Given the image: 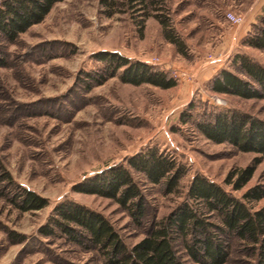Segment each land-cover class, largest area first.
I'll return each mask as SVG.
<instances>
[{
	"label": "rangeland",
	"instance_id": "rangeland-1",
	"mask_svg": "<svg viewBox=\"0 0 264 264\" xmlns=\"http://www.w3.org/2000/svg\"><path fill=\"white\" fill-rule=\"evenodd\" d=\"M263 9L264 0H63L14 41L0 40L5 59L0 66V264H102L100 252L59 233L39 232L62 201L101 213L129 247L184 200L195 174L238 198L248 187L264 184L261 159L248 183L233 190L224 182L226 174L259 155L214 143L196 126L225 109L264 120L263 98L209 87L221 69L242 76L237 54L264 66V50L243 43ZM226 11L243 21L231 24ZM156 15L168 19L186 45L184 54L165 39ZM101 51L144 61L176 84L133 85L117 75L98 84L86 74H102L105 64L96 56ZM151 147L182 166L175 191L166 192L163 184L150 183L128 166L129 157ZM116 164L129 169L143 194L147 214L140 224L113 199L74 189ZM15 184L47 198L48 204L20 211L10 201ZM262 205L264 197L249 204L252 209ZM174 246L183 264H197L180 240ZM229 251L224 264L255 262L254 251L236 239Z\"/></svg>",
	"mask_w": 264,
	"mask_h": 264
},
{
	"label": "trees",
	"instance_id": "trees-1",
	"mask_svg": "<svg viewBox=\"0 0 264 264\" xmlns=\"http://www.w3.org/2000/svg\"><path fill=\"white\" fill-rule=\"evenodd\" d=\"M60 1L63 0H1L0 40L14 41L30 26L41 22ZM156 17L165 39L184 54L186 45L169 28L168 19ZM243 43L264 50V9ZM0 53L3 54L1 46ZM96 56L104 61L103 75L87 73L86 76L98 84L116 75L122 82L133 85L146 83L170 88L176 84L165 72L144 61L106 51ZM234 60L242 76L221 69L211 79L210 89L241 98L264 99V66L243 54L235 55ZM3 65L5 59L0 55V66ZM196 126L214 143H228L241 152L259 155L244 167L231 169L226 174L224 182L233 190H241L252 178L256 165L264 159V120L236 109H225L197 122ZM127 163L150 183L163 184L166 192L176 190L184 172L172 157L153 147L129 157ZM74 189L113 199L137 224L147 214L143 194L129 169L122 164L107 167L78 183ZM10 196V201L22 212L38 210L48 204L47 198L18 184ZM263 197L264 184L248 187L238 198L205 176L195 174L184 200L153 222L129 247L101 213L73 201L58 203L48 224L41 226L39 232L45 236L59 233L71 243L100 252L102 264H183L176 252L175 240L182 242L189 258L197 264H224L229 257L231 239L254 251V264H264V205L255 209L249 206Z\"/></svg>",
	"mask_w": 264,
	"mask_h": 264
},
{
	"label": "built area",
	"instance_id": "built-area-1",
	"mask_svg": "<svg viewBox=\"0 0 264 264\" xmlns=\"http://www.w3.org/2000/svg\"><path fill=\"white\" fill-rule=\"evenodd\" d=\"M224 16L233 25H238L243 21V17L241 15H238L232 11H226L224 13ZM181 74L183 76H186V74L183 71Z\"/></svg>",
	"mask_w": 264,
	"mask_h": 264
},
{
	"label": "crops",
	"instance_id": "crops-1",
	"mask_svg": "<svg viewBox=\"0 0 264 264\" xmlns=\"http://www.w3.org/2000/svg\"><path fill=\"white\" fill-rule=\"evenodd\" d=\"M256 8L259 10V6H256ZM236 39V35H234L233 40Z\"/></svg>",
	"mask_w": 264,
	"mask_h": 264
}]
</instances>
